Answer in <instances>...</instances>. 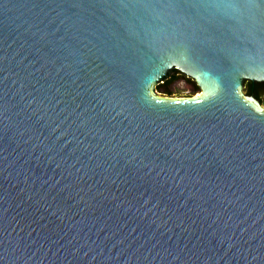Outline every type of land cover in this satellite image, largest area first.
Segmentation results:
<instances>
[{
	"label": "water",
	"instance_id": "95a60500",
	"mask_svg": "<svg viewBox=\"0 0 264 264\" xmlns=\"http://www.w3.org/2000/svg\"><path fill=\"white\" fill-rule=\"evenodd\" d=\"M245 81L264 0H0V264H264Z\"/></svg>",
	"mask_w": 264,
	"mask_h": 264
},
{
	"label": "rangeland",
	"instance_id": "374dc122",
	"mask_svg": "<svg viewBox=\"0 0 264 264\" xmlns=\"http://www.w3.org/2000/svg\"><path fill=\"white\" fill-rule=\"evenodd\" d=\"M174 74H175V76L179 77L180 79H184L186 83L192 82L191 80H189L187 78V76L184 73H182L180 71L175 72ZM163 85H164L163 82L155 85V92H156V94L158 96H161V97H181L180 95L182 93H185V95H187V96H189V95H196V94L199 93V89H196L195 90V89H190V88H188V89L187 88H181V87H179L180 86L179 84H178L177 88H174V85H172V87L169 90H164L163 89ZM247 86H248V83L245 81L243 83V92H244V90L246 89ZM259 100H260L259 101L260 102V105L262 107H264V96H261L259 98Z\"/></svg>",
	"mask_w": 264,
	"mask_h": 264
},
{
	"label": "flooded vegetation",
	"instance_id": "af4514ba",
	"mask_svg": "<svg viewBox=\"0 0 264 264\" xmlns=\"http://www.w3.org/2000/svg\"><path fill=\"white\" fill-rule=\"evenodd\" d=\"M175 72H178V71L172 70V73L170 74V79L164 82V85H163L164 90H169L172 87V85H174V88H177L178 84L180 85L179 87L181 88H187V89L190 88V89H195V90L199 89L193 80L192 82L186 83L184 79H180L179 77L175 76L174 74ZM248 95H253L258 99V101H260L259 98L261 96H264V83L252 82L251 93H249ZM180 96L183 97L187 95H185V93H182Z\"/></svg>",
	"mask_w": 264,
	"mask_h": 264
},
{
	"label": "trees",
	"instance_id": "16d2710c",
	"mask_svg": "<svg viewBox=\"0 0 264 264\" xmlns=\"http://www.w3.org/2000/svg\"><path fill=\"white\" fill-rule=\"evenodd\" d=\"M174 70H176V69H174ZM176 71H178V70H176ZM170 79V75H169V77L168 78H166L164 81H163V83L164 82H166V81H168ZM247 83H248V86L246 87V89L244 90V93L246 94V95H248L249 93H251V84H252V82L251 81H246ZM256 83V82H255ZM255 97V96H254ZM256 98V97H255ZM257 99V98H256Z\"/></svg>",
	"mask_w": 264,
	"mask_h": 264
}]
</instances>
